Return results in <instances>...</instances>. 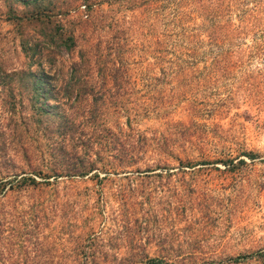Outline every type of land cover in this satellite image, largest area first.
Segmentation results:
<instances>
[{"label": "rangeland", "instance_id": "rangeland-1", "mask_svg": "<svg viewBox=\"0 0 264 264\" xmlns=\"http://www.w3.org/2000/svg\"><path fill=\"white\" fill-rule=\"evenodd\" d=\"M72 1L34 9L62 11L57 17L79 45L99 44L102 54L116 33L123 68L102 76L111 112L100 122L115 129L129 117L169 139L171 163L23 180L32 165L54 160L46 128L53 116L37 112L26 79L15 75L28 63L9 11L26 4L0 0V264H139L148 256L164 257L161 264H264V30L252 22L254 1L176 0L190 43L169 34L145 3L93 0L88 21L84 0L79 15L68 14ZM111 17L119 23L108 27ZM71 57L76 52L64 50L43 67L63 79ZM183 59L193 63L183 67ZM82 128L87 135L90 127Z\"/></svg>", "mask_w": 264, "mask_h": 264}, {"label": "trees", "instance_id": "trees-1", "mask_svg": "<svg viewBox=\"0 0 264 264\" xmlns=\"http://www.w3.org/2000/svg\"><path fill=\"white\" fill-rule=\"evenodd\" d=\"M43 1L24 0L26 4L24 9L9 11V18L17 27L21 50L28 63V68L15 72V75H19L18 79H26V82L22 81L21 84L26 83L30 87L37 112L40 115L53 116L52 125H46V128L52 129L53 134L47 139L56 150L51 164H46L45 167L40 164L32 165V171L26 173L22 179L27 180L29 184H43L50 183L51 179L57 180L59 177L74 180L85 175L97 176L100 170L104 172L111 169L120 170L135 164L147 167L168 166L172 155H168L171 153L163 144L169 139L156 134L148 135L145 130L133 125L129 117L126 119L125 127L117 123L115 129L99 120L100 116H107L111 112V108L104 104L109 91L102 76L108 74L116 76L123 68L117 57L119 43L114 40L117 35L112 33L115 27L107 33L112 34L105 41L103 47L105 53H101L99 44L87 43L82 47L76 41L74 29L66 31L61 18L57 17L63 13L62 11H53L45 16L42 14L45 10L34 9ZM92 1L84 0L83 3L85 18L88 21L95 14ZM126 1L145 3L153 11L154 17L158 15L164 17L165 21L162 22L169 26L167 27L169 34L177 36L185 43L191 42L189 39L191 35L184 32L186 25L183 17L186 12L175 11L176 6H172L176 4V0H168L170 3L167 2L166 5L157 0ZM253 1L257 14L254 16L251 14L253 16L251 19L258 25L257 29L263 31L264 27L260 23H264V0ZM81 4V1L73 0L66 11L77 16ZM166 6L169 7V12L163 11ZM246 12L245 9L243 13ZM115 23L119 21L113 17L107 22L108 27ZM259 38L261 41L255 42L256 48L262 43L263 36ZM171 42L175 44L174 41ZM262 49L264 50V47ZM64 50L67 53L75 51L76 57H71L66 77L60 79L58 75L54 76L45 69L43 63L52 65ZM188 50L191 52L194 49L189 47ZM175 51L180 52L179 49ZM106 52L110 54L109 57L113 55L112 59L105 57ZM183 60L185 64L183 67H189L193 63L191 59ZM33 64L37 65L35 70L32 69ZM83 126L90 127L87 135ZM175 159L180 163L192 162L188 158L184 161L178 156ZM148 169L152 170V168ZM163 259L164 257L161 256H148L140 259L139 264H161Z\"/></svg>", "mask_w": 264, "mask_h": 264}]
</instances>
